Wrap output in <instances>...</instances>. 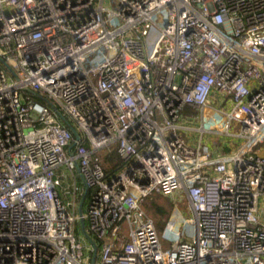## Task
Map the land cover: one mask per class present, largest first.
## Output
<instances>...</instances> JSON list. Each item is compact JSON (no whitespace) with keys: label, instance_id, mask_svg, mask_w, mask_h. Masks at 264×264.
<instances>
[{"label":"built area","instance_id":"built-area-1","mask_svg":"<svg viewBox=\"0 0 264 264\" xmlns=\"http://www.w3.org/2000/svg\"><path fill=\"white\" fill-rule=\"evenodd\" d=\"M112 1L0 0V264H90L87 189L96 264H264V0Z\"/></svg>","mask_w":264,"mask_h":264},{"label":"rangeland","instance_id":"rangeland-1","mask_svg":"<svg viewBox=\"0 0 264 264\" xmlns=\"http://www.w3.org/2000/svg\"><path fill=\"white\" fill-rule=\"evenodd\" d=\"M105 5H106V7L112 8L113 7V1L112 0H106ZM217 104L221 108V105L219 103H217ZM68 120L74 126V123L70 119H68ZM199 125H200V115L196 114L192 124L189 123L187 125L188 128H192L194 130L193 131H186L185 132V138L191 137L195 140H198L200 138V136L195 131V129H197V127ZM233 128H234V125H233ZM233 131H234V129H233ZM223 139H225V137L219 136V135H214V136L206 135L204 137V141L206 143L210 144L212 147H216V145L220 141H222ZM114 149L115 148L113 147L112 150H114ZM114 152H116V150H114L110 154H107V152H106V154H103V162H105V158L108 155L114 154ZM76 179H77V184L80 187H83L82 180L77 175V173H76ZM77 204H79V202ZM155 204H158L160 207H162L166 211V215L162 214V213H157L155 211V207H154ZM87 207H88V203L85 204V207H84L85 214L87 213ZM144 209L147 212V214L152 219L155 220L157 226H159L160 224L165 225L168 222V220L170 219V217L173 215V212H179L182 219H183L184 228H183L182 232L184 234V237L188 241H192L194 239L195 233H196L195 225L188 222V220L194 219V215H193L192 211L190 210L188 199L183 193H178V194H176L175 197H172V198H161L157 201L152 200V198L148 199L144 204ZM77 236L83 237L82 231H78ZM85 244L87 246V249L85 250V255H86V257H91V252H92L91 247L87 242H85Z\"/></svg>","mask_w":264,"mask_h":264},{"label":"water","instance_id":"water-1","mask_svg":"<svg viewBox=\"0 0 264 264\" xmlns=\"http://www.w3.org/2000/svg\"><path fill=\"white\" fill-rule=\"evenodd\" d=\"M36 96L38 98H42L38 94H36ZM42 100H45V99H42ZM52 108L55 111V113L57 114V116L59 117V119L70 129V131L74 135L75 141L76 142L80 141L81 136H80L79 132L77 131V129L70 123V121L64 116V114L61 111H59L55 106H52ZM75 144L73 145L71 150L74 148ZM77 170L79 171V169H77ZM88 191L89 190L87 189L85 195L82 197V199L79 202L78 216H79V224H80V227L82 230L83 237L89 243V245L92 247L93 253H92V259H91L90 264H96L97 259H98L99 247H98L96 241L93 239V237L89 234V232L87 230L86 217H85V213H84V207H85V202L87 199Z\"/></svg>","mask_w":264,"mask_h":264},{"label":"trees","instance_id":"trees-1","mask_svg":"<svg viewBox=\"0 0 264 264\" xmlns=\"http://www.w3.org/2000/svg\"><path fill=\"white\" fill-rule=\"evenodd\" d=\"M36 100H38V101H40V102H44V101H42L41 99H36ZM109 165V166H108ZM122 165V160H121V158L119 157V155H118V153L117 152H114V154H111V155H108L106 158H105V162H104V166H105V170L107 171V172H109V171H111V170H113V169H118L120 166ZM152 198V200H154V201H157V200H159V199H161V198H164V197H162V196H160V195H156V196H153V197H151ZM150 198V199H151ZM88 200V199H87ZM87 200H86V202H85V204H87ZM156 203V202H155ZM155 211L157 212V213H162V214H165L166 215V211L162 208V207H160L158 204H155ZM85 213V212H84ZM86 223H87V227H88V222L86 221ZM78 231H82L81 230V227H80V224H78V226H77V232Z\"/></svg>","mask_w":264,"mask_h":264},{"label":"crops","instance_id":"crops-1","mask_svg":"<svg viewBox=\"0 0 264 264\" xmlns=\"http://www.w3.org/2000/svg\"><path fill=\"white\" fill-rule=\"evenodd\" d=\"M214 150H216L215 148H213ZM114 170V169H113ZM110 172V171H109Z\"/></svg>","mask_w":264,"mask_h":264}]
</instances>
